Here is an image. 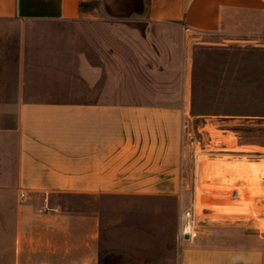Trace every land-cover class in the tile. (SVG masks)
<instances>
[{"label":"rangeland","instance_id":"374dc122","mask_svg":"<svg viewBox=\"0 0 264 264\" xmlns=\"http://www.w3.org/2000/svg\"><path fill=\"white\" fill-rule=\"evenodd\" d=\"M143 4L144 0H81L82 12L76 20L0 18V180L13 179L16 174L21 100L115 93L187 97L190 170L184 209H194L199 234L209 240H261L264 196L246 195L241 188L247 184L217 191L201 186L212 182L206 164L264 163V28L244 37L190 35L181 48L174 39L178 30L151 24ZM116 70L126 73L127 81L121 83L125 85L101 88ZM134 72L140 81H129ZM87 73L105 81L93 87L86 81ZM231 176L219 175L215 181ZM67 198L63 203L73 204V209L101 211L103 205L94 196ZM162 203L168 209L158 211L157 223L132 214L130 219L141 220L142 226H122L125 232L120 235L117 202H111L115 206L110 211L105 247L99 250V264H180V239L175 233L181 209L175 202ZM5 228L3 219L0 264H5Z\"/></svg>","mask_w":264,"mask_h":264},{"label":"crops","instance_id":"0c3cea01","mask_svg":"<svg viewBox=\"0 0 264 264\" xmlns=\"http://www.w3.org/2000/svg\"><path fill=\"white\" fill-rule=\"evenodd\" d=\"M142 8L151 24L178 30L181 48L190 35L244 37L264 28V0H144ZM81 12V0H0V18L76 20ZM115 73L100 87H123L126 73ZM137 78L134 72L128 79ZM101 79L86 76L96 88ZM189 114L187 97L115 93L19 101L16 174L0 180L4 263L99 264L113 201L120 235L122 226H142L132 214L157 223L158 211L168 209L162 202L181 209L179 228L189 194ZM70 196L99 197L101 211L73 209L63 203ZM179 244L180 264H264V238L217 242L200 233L197 241Z\"/></svg>","mask_w":264,"mask_h":264},{"label":"bare ground","instance_id":"6f19581e","mask_svg":"<svg viewBox=\"0 0 264 264\" xmlns=\"http://www.w3.org/2000/svg\"><path fill=\"white\" fill-rule=\"evenodd\" d=\"M224 162H226V161H224ZM262 162H264V161H262ZM206 165H207L206 166V169H207L206 174H207V176L212 178V182H206L203 184V186L200 185L201 187L204 188V190H207V191L208 190H216V191L217 190H228V189L234 188L233 186L235 184L244 185V186H245V184H247V186L241 188V189L246 191V193H245L246 195L251 196V195H257V194L260 195L261 194L262 197L264 196V163H259L257 161H245V160L243 161V160H241L240 163H236L235 161H230L227 163V165H225V167H223L222 164H220V163H216V164L209 163ZM204 172H205V170H204ZM227 173L228 174L230 173L232 176L229 177L228 179H225L224 181H221V182L215 181V178H217L219 175H225ZM206 174H204L205 177H206ZM200 183H202V182L200 181ZM216 191H215V193H216ZM239 193L240 192H238V193L236 192V194H238L239 198L244 197V196H241ZM198 195L200 198H203L202 192H200V194H198ZM222 195H224V194H222ZM220 198H222V197H220ZM222 199H221V201H222ZM240 200H238V201H240ZM220 205L221 204H219V207H221ZM222 206H224V205L222 204Z\"/></svg>","mask_w":264,"mask_h":264},{"label":"built area","instance_id":"2783aa9c","mask_svg":"<svg viewBox=\"0 0 264 264\" xmlns=\"http://www.w3.org/2000/svg\"><path fill=\"white\" fill-rule=\"evenodd\" d=\"M24 197L25 194L22 193ZM179 239H196L199 236V229L196 222L195 211L192 207H187L180 214V226L177 231Z\"/></svg>","mask_w":264,"mask_h":264},{"label":"water","instance_id":"95a60500","mask_svg":"<svg viewBox=\"0 0 264 264\" xmlns=\"http://www.w3.org/2000/svg\"><path fill=\"white\" fill-rule=\"evenodd\" d=\"M188 238V236H186Z\"/></svg>","mask_w":264,"mask_h":264}]
</instances>
